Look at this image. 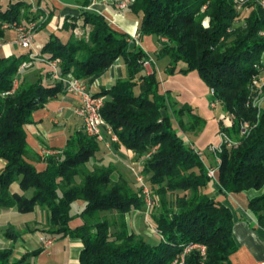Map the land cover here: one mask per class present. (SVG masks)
<instances>
[{"label": "trees", "instance_id": "16d2710c", "mask_svg": "<svg viewBox=\"0 0 264 264\" xmlns=\"http://www.w3.org/2000/svg\"><path fill=\"white\" fill-rule=\"evenodd\" d=\"M75 1L81 14L68 18L63 30L80 29L84 35L67 41L52 35L41 56L58 61L62 77L73 74L89 84L119 59L124 61L126 77L96 96L106 97L101 113L121 142L114 147L145 158L142 174L157 201L149 217L159 239H146L127 223L128 215L145 209L142 188L135 191L122 176L115 179L113 165L89 169L101 144L84 130L69 137L59 155L44 159V171L29 162L25 127L33 123L36 111L66 92L62 81L47 85L39 78L34 83L20 81L8 94L22 66L31 61L30 54L0 57V159L6 162L0 170V209H17L21 214L37 207L48 210L45 233L82 240L80 264H171L190 245L204 246L205 255L194 249L186 264H232L238 248L234 212L212 196L210 166L181 136L201 131L203 118L186 105L177 108L172 91L161 93L158 72L146 74L144 62L150 57L142 47L131 45L129 35L115 31L103 15L90 10V0ZM28 7L25 1L13 0L7 9L0 7V37L2 25L21 23ZM130 8L140 19V36L160 40L157 59L170 61L167 73L175 74L180 64L186 65L182 72L198 71L233 118L231 129L221 128L237 142L224 146L218 155L222 194L264 190V110L251 105L250 95L254 79L264 69L262 6L252 1L238 12L233 0H135ZM207 18L209 27L204 25ZM50 19L51 15L39 29ZM245 122L251 129L241 135ZM15 183L24 194L13 193ZM79 201L85 204L79 214L84 223L72 229L73 206ZM249 210L264 225V193L251 199ZM22 235L13 227L5 234L13 241ZM40 253L15 259L12 250L3 249L0 264H35L32 259Z\"/></svg>", "mask_w": 264, "mask_h": 264}, {"label": "crops", "instance_id": "0c3cea01", "mask_svg": "<svg viewBox=\"0 0 264 264\" xmlns=\"http://www.w3.org/2000/svg\"><path fill=\"white\" fill-rule=\"evenodd\" d=\"M25 1L30 5L23 9L21 23L38 20L42 15H51L49 23L39 29L35 35L33 52L21 48L15 43L17 32L14 28L3 29L4 34L0 37V57L9 58L30 54V62H26L20 71L18 80L30 83L44 78L47 85H54L56 80L48 76V71L54 70L50 62L41 56V50L52 35H58L64 41L71 37L80 38L84 33L80 29L75 31L63 30L68 18H76L81 14V8L75 0H13V2ZM124 0H90V10L103 15L111 27L132 38L131 45L142 47L150 57L152 65L146 70V74H152L158 70L157 53L160 49V40L154 36H140V19L136 17L131 8L121 9L120 3ZM11 4V0H0V7L4 10ZM3 26V25H2ZM35 49V51H34ZM34 54L37 58H32ZM167 69L170 61L167 60ZM181 69H186L185 64H180ZM126 66L122 60H118L111 69L100 79L90 84L94 94L109 91L117 80L126 77ZM173 91L172 86L161 79L160 91ZM212 100L215 98L211 95ZM79 103V98L67 92L50 101L43 109L34 113L33 123L25 127L27 143L31 151L29 162L35 165L38 171L45 170L44 159L48 156L46 151L51 152L49 156H56L64 150L69 137L83 130L82 120L75 114L74 109ZM215 109L216 107H212ZM109 138V134L106 133ZM125 157L135 159V154L123 147H113L97 154L95 160L88 164L89 169L113 165L116 169L115 179L120 176L130 178ZM6 166V162L0 159V170ZM211 166H216L213 164ZM13 193L24 194L18 183L12 186ZM212 196L221 199L224 204L231 207L235 216L234 238L237 243V251L231 256L232 264H264V225H261L255 215L249 210L252 198L260 196L262 191H249L243 193L222 194L219 182H214L211 188ZM84 202H76L73 206L75 219L70 223L72 229L83 225L79 217L84 209ZM134 213L130 216L132 229L145 236L141 225V215ZM50 214L48 210L37 207L34 212L21 214L17 209H0V250L10 249L13 258L20 259L28 253L41 250V253L32 259L35 264H80V255L84 249L82 240L65 237H50L45 233L49 229ZM22 233L17 241L9 240L5 232L11 226ZM44 238L51 240L50 244L43 241Z\"/></svg>", "mask_w": 264, "mask_h": 264}, {"label": "built area", "instance_id": "2783aa9c", "mask_svg": "<svg viewBox=\"0 0 264 264\" xmlns=\"http://www.w3.org/2000/svg\"><path fill=\"white\" fill-rule=\"evenodd\" d=\"M135 0H124L120 3L119 7L121 9H126L130 7ZM252 1H258V3L264 9V0H233L234 6L238 12H243L247 9L248 5ZM48 18L47 15H42L38 20H32L28 23H5L3 24V29L14 28L17 32V38L15 43L18 44L21 48L33 52V43L35 40V35L39 29V24L46 21ZM264 34V33H263ZM32 58H37L32 54ZM50 65L53 67V79L56 81H62L66 84V92L70 95L76 96L79 98V103L75 107V114L83 122L84 132L91 138L96 139L100 144H103L106 148L111 149L114 144L120 145V139L113 131L112 127L102 116V108L106 101L105 96H96L91 90L90 84L82 79H78L73 74H68L66 77H62L59 73V63L58 61H51ZM152 65L151 60H146L144 62L145 69H150ZM253 89L255 96L251 98V105L261 111V106L264 104V69L259 76H257L253 81ZM19 87V80L14 81L13 89L8 93L12 94ZM214 95V93H213ZM218 102V100H216ZM213 107L217 106V103L212 104ZM233 118L223 119V128L229 129L233 126ZM251 129L249 122H245L241 127V135H245ZM106 133L109 134V138L106 137ZM222 138V145L219 148H211V153L213 154L216 160V166H210L208 168V176L214 181L218 182V172L219 165L221 160L218 158L219 153L222 152L224 146L231 147L237 145V142L234 141L227 133L226 130L220 132ZM183 139H185L183 137ZM186 142V141H185ZM187 144V142H186ZM195 149V147H193ZM46 155H51V152L46 151ZM58 153L57 155H59ZM201 158H204V155L201 152H198ZM148 155L147 157H149ZM137 182L143 187L142 196L146 202L148 209H152L157 201L152 197L150 190L146 185V178L140 172H135ZM156 231V230H155ZM47 244H50L52 241L43 239ZM194 249H199L203 255H205L206 248L201 245H190L187 246L184 251L178 254L175 260L171 264H186V256Z\"/></svg>", "mask_w": 264, "mask_h": 264}, {"label": "rangeland", "instance_id": "374dc122", "mask_svg": "<svg viewBox=\"0 0 264 264\" xmlns=\"http://www.w3.org/2000/svg\"><path fill=\"white\" fill-rule=\"evenodd\" d=\"M242 23L240 22L238 26L241 25ZM204 25L206 27H209L208 18L205 20ZM119 60H122V59H119ZM167 60H168L167 58L158 59L157 72H158L160 80L162 79L163 82L164 81L167 82V86H172L173 91L171 92V98L174 104L177 106V108H182L185 105L188 107H191L193 109V112L196 115L202 117L204 120V127L201 131L199 132L190 131L187 134H184L183 132H181V136L185 138L184 141H186L189 146H191L192 148L195 147L197 152H201L204 155V159L206 161L207 166L216 164L215 159L217 158H214L213 154L211 153V148H219L222 145V138H221L220 132L223 126V119L229 118L230 115L224 112L219 102L216 101L217 99L215 96H214L215 98L212 100L211 95H213L214 91L211 90L206 85V83L202 80L200 73L198 71H192L189 73H185L181 71L182 69L179 66L175 74L170 75L167 73V69L165 68V66H167V62H168ZM126 75H127V70H126ZM250 91H251L250 95L252 98L253 96L256 95L254 92L253 86ZM214 102L217 103V106L215 109L212 108L213 107L212 104ZM263 110H264V104H262L261 106V111ZM232 139L235 141L233 137ZM104 147L105 146L103 144L100 145V148H101L100 152L104 151ZM135 156L136 157L134 160L133 159L130 160L127 157H125L126 159L125 163L128 164L126 166H127L128 174L130 175L129 176L130 178H128V175H126V178L124 179L132 186V188L135 191L140 190L139 189L140 187L142 188V191H143V187L136 180L135 172H140L142 174V169H143L142 167L144 165L145 158L138 157L137 155ZM145 182L150 192H152L148 186L149 183H148L147 178ZM142 191H141V195H142ZM152 209L149 210L145 202V209L142 211V213H140L141 218H142L141 219V225H142L141 231H143L144 233L145 232L148 233V235L145 234L144 236L146 239L158 240L159 239L157 236L158 232L155 231V229L152 227L150 217H149V213ZM139 212L140 211H136L134 213H139ZM130 216L129 215L127 216V223L129 227L131 228L132 223L130 222ZM111 219H115V217L112 216ZM11 227H13L16 230V228L13 225ZM44 239H47V238H44Z\"/></svg>", "mask_w": 264, "mask_h": 264}]
</instances>
